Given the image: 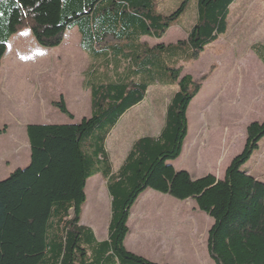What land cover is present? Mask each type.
<instances>
[{"label":"trees","instance_id":"16d2710c","mask_svg":"<svg viewBox=\"0 0 264 264\" xmlns=\"http://www.w3.org/2000/svg\"><path fill=\"white\" fill-rule=\"evenodd\" d=\"M164 0H0V66L12 36L30 28L37 42L59 47L68 30L78 27L95 47L91 67L111 75L96 81L88 71L91 115L75 124H29L30 160L0 181V264H161L126 246L132 210L149 189L180 200L195 199L213 218L207 249L215 264H264V182L243 166L260 149L264 121L247 126L243 150L226 169L194 179L170 161L179 158L188 135V108L205 74L196 80L183 67L169 68L164 83L177 87L158 136L138 138L118 170L107 141L120 119L146 98L154 80L156 57L169 49L197 60L209 44L225 35L237 0H197L198 19L187 39L149 46L144 36L161 39L184 14L187 0L170 14ZM119 56V57H118ZM162 63V62H161ZM123 68V73L121 69ZM100 76L102 78H100ZM73 119L65 98L53 102ZM101 174L111 197L108 238L99 241L82 224L88 180ZM167 264V263H164Z\"/></svg>","mask_w":264,"mask_h":264},{"label":"rangeland","instance_id":"374dc122","mask_svg":"<svg viewBox=\"0 0 264 264\" xmlns=\"http://www.w3.org/2000/svg\"><path fill=\"white\" fill-rule=\"evenodd\" d=\"M183 1L185 0H165L161 5L163 12H174ZM196 10V0H187L186 10L176 24L185 30L189 29L196 18ZM228 22L227 33L209 44L197 60L189 61L187 51H183L184 47L181 50L169 49L156 57L160 65L154 69V80L157 83L153 85L158 86L151 85L144 101L143 105L148 111L155 106L151 100L164 99L167 103L172 95L169 87L162 86L169 75L162 67L163 64L169 68L182 66L183 74L190 73L196 80L209 74L208 79L203 82L204 89H201L202 92L189 107L186 147L179 158L170 161L177 169L194 164L187 156V148L201 127V116L209 102L212 104L209 113L218 114L221 129L219 133L224 132V125H233L235 119L238 122L236 126L241 145L230 148V155L235 152L238 154L243 149L247 126L255 121H264V0H237L231 7ZM170 31L164 39L167 45L186 36L182 34L170 40ZM74 35H79V32L75 29L68 31L67 39L73 38ZM77 42L79 44V39ZM156 42L160 43L158 40ZM9 46V53L3 58L0 66V73H5L9 83V90L0 98V132L5 133L11 128L12 134H0V178H5L15 166L28 165L31 151L26 124L79 123L83 117L90 116L92 111L90 97L81 88V82L86 76L85 70L90 71L95 67L97 72L91 77L96 81L102 73L111 75L106 66H99L98 63L89 68L90 61L81 54L71 57L69 61L62 51L64 45L56 48L40 45L30 28L14 34ZM13 47L14 51L11 53ZM36 52L41 56L35 57ZM36 86L40 89L49 88L45 105L33 102L31 95H34L32 90ZM80 91L81 100L78 99ZM63 92L70 97L69 109L75 115L73 119L51 102L59 101ZM215 96L217 100L213 101ZM122 127L121 125L114 129L107 142L116 170L125 151L130 148V142L121 140L119 144L123 147L120 152L114 150V139L117 140L116 135ZM216 135L219 134L215 133ZM218 138L220 140L217 141L216 150L222 146V137ZM8 160L10 164L7 163ZM242 169L264 182V139L260 142V149ZM101 179L102 175L97 174L88 180L82 224L93 227L97 238L105 240L111 221V197ZM148 197L151 198L150 201L144 199ZM132 211L129 221L131 235L126 241L131 252L161 264H215L207 249L208 230L213 224V218L197 207L195 199L180 200L149 189L140 196ZM143 233L147 235H142Z\"/></svg>","mask_w":264,"mask_h":264},{"label":"crops","instance_id":"0c3cea01","mask_svg":"<svg viewBox=\"0 0 264 264\" xmlns=\"http://www.w3.org/2000/svg\"><path fill=\"white\" fill-rule=\"evenodd\" d=\"M164 2H165V0L163 1V3ZM196 5H197L196 18H195L194 22H192V24H190L189 29L185 30L179 24L173 25V26L177 27L176 29H173L175 27H172L169 29L172 31V35H170V40L174 36L180 37L182 34L186 35V36L183 35L184 37L178 38L175 42H172L171 44H176L179 41L185 40L188 37L189 32L191 31L193 26L196 24L197 19H198L197 0H196ZM162 8L163 7H161V10L163 12ZM74 29L77 30V32H79V35H74V36H72L73 38L67 39V33H68V31H70V30H68L66 35H65L66 38H64L63 44H61V46L64 45V49H62V51H63L64 55H66V57H68L69 61L72 59L71 57L78 56L77 54L83 55L85 58H87L90 61V63H89V68H90L91 63H92L91 60H93V58L96 57L92 54V53H95V51H94L95 47H93V46L88 47L82 38V34L80 32V29L78 27H74L71 30H74ZM169 30L161 39H156V38H153L150 36H144L141 39V42L146 43L149 46H155L158 44L167 45V43L164 42V39L167 38ZM11 39H10V41H11ZM78 39H79V44L77 42ZM156 40L160 41V43H157ZM151 41H154V42L151 43ZM9 44H10V42H9ZM9 44H8V49H7L6 55L9 53V47H10ZM13 51H14V47H13L11 53ZM40 56H41V54L36 52L35 57H40ZM88 71L89 70H85V75H87ZM121 73H123V68L121 69ZM183 75H185V74H183ZM5 77H6L5 73L4 74L0 73V98L2 97L3 94H5L9 90L8 89L9 83H7V80ZM85 78H86V76H85ZM85 78L81 82V88H82L83 92H87L89 97H90V89L88 87H86V79ZM154 85L156 86L157 84H154ZM162 86H166V87H169L171 89V93H172V95L170 97V100H171L173 95L177 91V87H175L174 85L167 84V82L164 83ZM48 89H49L48 87H42L41 89L38 86L33 87V90H32L33 93L32 94H34V95H31L33 102L37 101L41 105H43V104L45 105L46 104L45 100H47L46 96H48V94H49ZM149 89L147 91L145 99H147ZM203 89H204V86H203L202 90ZM202 90L199 92V94L197 96L200 95ZM81 93L82 92L80 91L79 96H78V99H80V100H81V95H82ZM61 95L64 96L67 107L69 109L70 97L65 92H63ZM197 96L195 98H197ZM145 99H144V101H145ZM194 99L192 100V102L194 101ZM216 100H217V97L215 96V99L213 101H216ZM55 101L56 100H52L51 102L53 103ZM144 101L141 102L140 104H138L137 106L133 107L132 109H130L128 112H126L124 114V116L120 119L118 125L114 128V129H117L119 126H121V125L123 126L122 130L120 132L118 131L119 134L116 135L117 140L114 139L113 147H114L115 151L120 152L119 150L122 149L123 146H121L119 144V141H121V140L123 142L127 141V143L130 142L128 144V148L129 147L131 148L132 145L134 144V142L140 137H144V136H155L156 137L160 134V132H161V130L165 124L167 107H168V104L170 101H167V103H165L164 99H156V100L153 99V100H151V103L153 105H155L154 109H152L151 111H148V108L143 105ZM192 102H191V104H192ZM90 103H91V97H90ZM158 104H160V105H158ZM164 104H166V106ZM211 105H212L211 102H209L208 105L206 106V111H204V114H202V116H201V118H202L201 119V122H202L201 127L197 131V133L195 134L196 136L192 139L190 147L187 148V156H188V158L190 157L192 159V161H194L193 166H190V167L181 166L180 169L176 168L177 170H187L194 179L201 178V177L208 175V174L215 175L217 177V179H223L225 177L227 167L231 163L232 159L237 155V152L230 155L231 149H233L234 147H237V146L239 147V145H241L240 137H238V133H237L238 132V128L236 126L237 120L235 119L233 121V125H231V126H229L227 124L224 125V128H223L224 132L222 134L219 133V131H221V129H220V126L218 124L219 123L218 114L211 115V113H209V110H210L209 107H211ZM212 108H214V107H212ZM188 111H189V108H188ZM188 111H187V117L189 116ZM70 112L72 113L71 110H70ZM73 116H75V115L73 114ZM87 117H89V116H87ZM188 123H189V119H188ZM29 124H43V123H39V122L28 123V124H26V129H27V126ZM237 125H239V124H237ZM188 132H189V130H188ZM215 133H218L219 135L215 136ZM0 134H12V129L10 128V130H9V128H8V131L6 130L5 133L0 132ZM111 135L108 138V140L112 137ZM218 137H222V146L218 150H216L217 149V147H216L217 141L220 140V138H218ZM112 140H113V138H112ZM186 141H187V137L185 140V145H184L183 151L186 147ZM243 143L244 144H242V145L244 148L245 141ZM130 148L125 151V155L123 157L122 162H120L119 168L121 167V165L125 161ZM107 150L109 152V155H110L111 160H112V164L114 166L112 155H111V152L108 148V145H107ZM0 151H1V147H0ZM238 151H240V150H238ZM17 154L20 155V153H17ZM27 161L28 160H26V162ZM7 163L10 164V161L8 160ZM1 165H2V161L0 162V167H1ZM17 165H20V164H17ZM17 168H20V166H15L14 170ZM0 173H1V171H0ZM7 176H8V174H7ZM7 176H5V178ZM2 179H4V178H0V181ZM102 182L106 185V181L104 180L103 177L101 179V183ZM153 198H155V197L153 196ZM92 199H94V197ZM144 199H148V201L151 200L150 197L144 198ZM137 203H136V205H137ZM82 217H83V214H82ZM92 229L95 233V230L93 227H92ZM95 235H96V233H95ZM129 235H131V232H129L127 238L129 237ZM142 235H147V234L143 233ZM96 237H97V235H96ZM97 239L99 241H102L99 238H97ZM126 241H127V239H126ZM157 263H160V262H157Z\"/></svg>","mask_w":264,"mask_h":264}]
</instances>
